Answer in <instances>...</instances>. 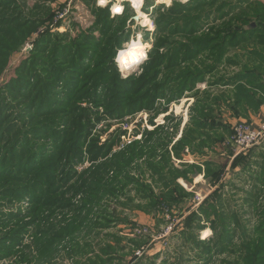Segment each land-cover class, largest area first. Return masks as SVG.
I'll return each instance as SVG.
<instances>
[{
	"label": "trees",
	"instance_id": "1",
	"mask_svg": "<svg viewBox=\"0 0 264 264\" xmlns=\"http://www.w3.org/2000/svg\"><path fill=\"white\" fill-rule=\"evenodd\" d=\"M54 1L38 3L47 16L36 20L23 17L22 0H0V37L18 49L32 37L27 27L37 21L46 31L38 36L34 50L44 57L52 43L53 58L62 56L58 64L39 63L31 79L23 74L27 66L22 61L23 83L0 87V262L55 264L67 256L74 264H121L124 239L106 233L98 250L93 245L104 232L129 223L118 206L151 215L158 222H165L166 214L175 216L176 210L184 216L183 206L192 194L179 180L191 184L204 167L205 178L218 186L224 170H215L212 163H183L177 168L174 159L183 161L186 149L204 155L209 142H224L218 131L226 133L227 127L220 115L239 118L264 105V3L190 0L169 9L156 5L151 14L155 32L145 37L153 38L152 49L141 73L124 77L116 58L130 40L126 17L118 22L109 8L89 6L94 25L62 48L61 35L50 39L56 15L48 4ZM81 1L88 6L95 0ZM155 4L146 0L145 5ZM15 51L0 52L3 61L8 64ZM228 68L238 73H227ZM205 82L210 88L230 90L218 96L208 90L195 92L190 122L175 143V134L165 127L123 146V133L117 130L100 143L99 136L110 128L95 130L99 123L142 111L167 114L173 102ZM160 100H165L164 107L157 106ZM248 154L240 168L251 176V191L244 202L255 224L240 222L225 203L221 184L172 232L188 253L160 264H188L190 252L199 264H209L215 256L220 264H264V143L259 152ZM87 161L91 166L84 168ZM202 223H210L211 238H199ZM159 257L144 254L134 264H158Z\"/></svg>",
	"mask_w": 264,
	"mask_h": 264
},
{
	"label": "rangeland",
	"instance_id": "2",
	"mask_svg": "<svg viewBox=\"0 0 264 264\" xmlns=\"http://www.w3.org/2000/svg\"><path fill=\"white\" fill-rule=\"evenodd\" d=\"M41 0H22V5L20 6L22 10H24L25 15L23 16L30 19L36 20H45L47 16L45 11V7L39 8L38 3ZM158 1V2H157ZM264 3V0H260ZM190 0H155V5L153 7L146 6V0H105V4L100 6L98 4V0L92 1L87 6L81 0H55L54 2H49V7L56 15V21L61 22L60 26L57 28L55 23L50 27L52 36L50 39H53L56 34L61 35V38L64 42H59L61 47H65V43L72 45L73 41L78 38L80 32H86L92 28L94 25L95 18L90 11V7L93 5H97L100 8H109L112 18H119L118 22L123 21L124 19H120L122 17H126V27L127 30L130 31L127 36L130 37V40L122 45V48L118 50V56L116 58V63L118 64L119 70L121 71L124 77L141 73L142 65L146 62L148 53L152 49V41L153 38L150 37L149 40H146L147 36H150L155 32L156 26L154 23V19L151 14L154 12V7L156 5H165L166 9L174 6L173 4H188ZM120 9V11H116V9ZM218 9V3L215 4L214 10ZM146 14V15H145ZM126 15V16H125ZM218 16V12L216 13ZM139 16L140 19L138 21L135 20V17ZM215 18V17H214ZM24 20H22L23 22ZM34 26L27 27L28 31L31 32L32 37L27 39V41L21 45L20 48L16 49V46L10 44L9 39L0 37V52L7 53L9 51H15L12 53L10 57V61L8 64L3 61L4 57L0 53V64L4 62V74L0 78V87L4 83H12L13 85L18 86L19 82L23 83L19 80L20 76V66L22 61H24L27 68L23 69V74H25L27 79H31L32 75L39 70V63L49 62L58 64L61 60L60 57H55V46L52 43L48 44L47 50L44 51V57L38 55L37 51L34 50L35 42L39 35L44 33L46 30L44 27H40L39 22L35 21ZM133 22V23H132ZM48 25V22H46ZM218 23V22H217ZM213 25V23L211 24ZM38 28V29H37ZM37 33H36V32ZM29 34H26L27 37ZM99 36L98 33L95 34ZM24 37V38H25ZM21 38V36H20ZM4 39V40H3ZM66 40V41H65ZM2 41V42H1ZM47 43V42H46ZM145 45H149L150 47H145ZM43 47H46L43 45ZM134 47H138L143 49V52L146 54V58H144L140 63L130 67L128 70L123 69L121 67L120 62L124 57L127 56L128 52L133 50ZM45 49V48H43ZM33 52V53H32ZM32 53L31 56L27 60V55ZM121 53V55H120ZM120 55V56H119ZM8 59V57H7ZM54 59V60H53ZM57 59V60H56ZM27 61V62H26ZM25 66V67H26ZM23 67H21L22 70ZM19 69V70H17ZM227 73H238V69L228 68ZM225 74V73H222ZM218 76V75H217ZM210 91L212 94L218 96L224 94L230 90V88H218L212 87L210 88L208 83H201L196 86L195 91L192 94H186L180 101L173 102L170 105L169 112L167 114L161 113L157 115L156 113H149L146 111L138 112L134 116L126 115L123 120H112V121H103L98 124L95 130H106L108 128L109 132L100 135V143H105L108 135L111 133H116L117 130L119 134L123 133L121 137V146L125 144L131 143L134 140H140L143 138L144 134L153 132L156 128L162 127L166 132L170 134H175V140L178 141L181 138L183 131L186 126L190 122V109L195 103V98L193 97L195 92L198 91ZM165 100L158 101V107H164ZM264 106V105H263ZM262 106V107H263ZM261 107V109H262ZM252 111L250 110L247 115H241L238 117L229 116L226 114H222V119L227 127V132L222 133L218 131L220 135L225 138V141L222 143H217L213 145L209 142V145L204 150V155L198 153L197 155H193L191 151L188 149L189 154H185V157L188 160H192V163H186L191 165H205L206 163H212L216 165L214 167L215 170L223 168V176L221 178V183L218 186H214L211 183V178H205V172L203 167L202 175L193 176V181L191 184L186 183L183 179L179 180V183L192 195L190 197L189 203L184 205L186 207L185 215H179L178 211L174 212L175 216L170 217V215H165V222H158L151 215H146L138 210H131L130 208H122L118 206L119 213H124L123 217L129 221L128 224H119L116 228H112L107 232H104L101 238L94 239L93 245L95 250H98L100 245H102L106 240L105 235L108 233L109 235H116L118 238L124 239L121 242V246L126 250L123 251V261L121 264H134L138 259L143 257L144 254L148 258L154 257L155 255H160L157 263L160 264L161 261L166 259L177 258L178 255H183L186 252V249L183 248V242L181 239L175 236V233H172L176 227L180 225V223L189 215L198 211L199 206L210 196L212 195L216 189L221 187V192L224 195L225 203L230 205V210L235 212V214L239 215L240 222L245 223L247 220L251 222V226L255 224V219H252L250 213V208L247 206V203L244 202L246 199V193L251 191L252 181L250 180L251 176L249 173H244L241 170V165H244V161H248V154L251 150L259 152L261 147L263 146V142H261L258 146L247 150L243 153H240V150L235 147L232 137L234 133V128L237 124L241 122H245L248 124L251 123L252 117H258L260 115V111ZM156 115V116H155ZM153 121V125L151 123ZM109 125V126H107ZM264 125V124H263ZM254 128H260L261 126H254ZM96 132V131H95ZM94 132V133H95ZM117 132V133H118ZM137 133V134H136ZM218 136V134L216 135ZM259 158V157H255ZM184 159V155H183ZM256 161V160H255ZM174 164L177 168H180L183 163ZM91 166V164L87 161L84 164V168ZM79 171L83 168L78 167ZM149 182L151 181L147 178ZM134 196V193L132 194ZM227 200H226V199ZM137 203L139 200L136 201ZM28 202H23V205H27ZM113 208L117 209V204L113 203ZM61 219V216H59ZM258 222V221H257ZM204 229L200 231V239L206 240L212 237L213 231L210 229V223H202ZM246 225V223L244 224ZM234 227V226H233ZM182 230V226L179 227V231ZM93 236H91L92 238ZM142 238V239H138ZM109 240L111 238H108ZM89 241V238H88ZM113 243L112 240H110ZM128 241L135 242L137 245H130ZM140 246V248H139ZM190 252L187 255V259L189 261L188 264H199L198 260L191 256ZM194 253V252H193ZM0 264H17L12 261H2ZM55 264H74L67 256L60 258ZM118 264V263H117ZM143 264H150L148 262H143ZM209 264H220L218 262V256H215L213 261Z\"/></svg>",
	"mask_w": 264,
	"mask_h": 264
},
{
	"label": "built area",
	"instance_id": "3",
	"mask_svg": "<svg viewBox=\"0 0 264 264\" xmlns=\"http://www.w3.org/2000/svg\"><path fill=\"white\" fill-rule=\"evenodd\" d=\"M232 140L240 153L250 150L264 141V125L260 128H254L251 124L241 122L235 126ZM185 154H189V151L184 153L183 161L176 159L174 161L176 163H192V160H188Z\"/></svg>",
	"mask_w": 264,
	"mask_h": 264
},
{
	"label": "bare ground",
	"instance_id": "4",
	"mask_svg": "<svg viewBox=\"0 0 264 264\" xmlns=\"http://www.w3.org/2000/svg\"><path fill=\"white\" fill-rule=\"evenodd\" d=\"M136 50L135 52V59H133V56L131 55V53L133 52V50ZM133 50L129 51L127 56L123 58V60L120 62L121 64V67L123 69H129L130 67L140 63L144 58L145 56L144 55H141V52H140V48L138 47H134Z\"/></svg>",
	"mask_w": 264,
	"mask_h": 264
},
{
	"label": "crops",
	"instance_id": "5",
	"mask_svg": "<svg viewBox=\"0 0 264 264\" xmlns=\"http://www.w3.org/2000/svg\"><path fill=\"white\" fill-rule=\"evenodd\" d=\"M251 123H253L252 125H254L256 127L262 126L264 124V106L262 107V109L260 111V115L258 117H252L251 118Z\"/></svg>",
	"mask_w": 264,
	"mask_h": 264
},
{
	"label": "clouds",
	"instance_id": "6",
	"mask_svg": "<svg viewBox=\"0 0 264 264\" xmlns=\"http://www.w3.org/2000/svg\"><path fill=\"white\" fill-rule=\"evenodd\" d=\"M98 4H99L100 6H103V5L105 4V0H98ZM117 9H118V8H117ZM117 9H116V11H117ZM119 11H120V9H119ZM145 47H150V46H149V45H145ZM135 52H136V50L134 49L133 52L131 53V55L133 56V59L136 58V57H135ZM140 52H141V55H144L145 58H146V54L143 52V49H141Z\"/></svg>",
	"mask_w": 264,
	"mask_h": 264
},
{
	"label": "water",
	"instance_id": "7",
	"mask_svg": "<svg viewBox=\"0 0 264 264\" xmlns=\"http://www.w3.org/2000/svg\"><path fill=\"white\" fill-rule=\"evenodd\" d=\"M140 19L139 16L135 17V20L138 21ZM195 176H199L198 174H196Z\"/></svg>",
	"mask_w": 264,
	"mask_h": 264
},
{
	"label": "snow or ice",
	"instance_id": "8",
	"mask_svg": "<svg viewBox=\"0 0 264 264\" xmlns=\"http://www.w3.org/2000/svg\"><path fill=\"white\" fill-rule=\"evenodd\" d=\"M117 11H119V9H117Z\"/></svg>",
	"mask_w": 264,
	"mask_h": 264
}]
</instances>
